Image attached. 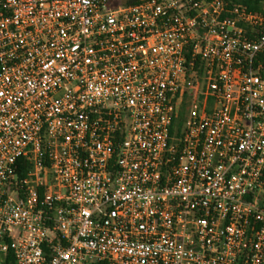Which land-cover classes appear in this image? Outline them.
Masks as SVG:
<instances>
[{
	"label": "built area",
	"instance_id": "2783aa9c",
	"mask_svg": "<svg viewBox=\"0 0 264 264\" xmlns=\"http://www.w3.org/2000/svg\"><path fill=\"white\" fill-rule=\"evenodd\" d=\"M0 264H264V2L0 0Z\"/></svg>",
	"mask_w": 264,
	"mask_h": 264
},
{
	"label": "trees",
	"instance_id": "16d2710c",
	"mask_svg": "<svg viewBox=\"0 0 264 264\" xmlns=\"http://www.w3.org/2000/svg\"><path fill=\"white\" fill-rule=\"evenodd\" d=\"M230 3H235L237 1H242L244 3H246L251 9H259V7L262 5V3L264 2V0H226Z\"/></svg>",
	"mask_w": 264,
	"mask_h": 264
},
{
	"label": "rangeland",
	"instance_id": "374dc122",
	"mask_svg": "<svg viewBox=\"0 0 264 264\" xmlns=\"http://www.w3.org/2000/svg\"><path fill=\"white\" fill-rule=\"evenodd\" d=\"M187 111V109H185Z\"/></svg>",
	"mask_w": 264,
	"mask_h": 264
}]
</instances>
